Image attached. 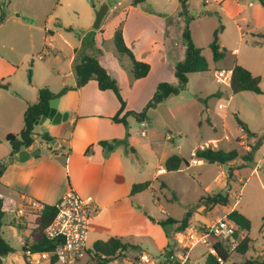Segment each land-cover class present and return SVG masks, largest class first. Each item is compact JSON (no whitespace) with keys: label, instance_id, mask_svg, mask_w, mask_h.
I'll return each mask as SVG.
<instances>
[{"label":"crops","instance_id":"obj_1","mask_svg":"<svg viewBox=\"0 0 264 264\" xmlns=\"http://www.w3.org/2000/svg\"><path fill=\"white\" fill-rule=\"evenodd\" d=\"M215 1L218 3L222 0ZM205 3L208 4V1L205 0ZM259 3L258 0L255 3H250L255 7L252 13L255 21L251 20L248 15L241 18L232 17L237 26V31H234L233 39L230 40L233 46H229V42L224 38L225 31L220 34V44L225 51V56L219 61L221 66L215 70L233 71L236 65H242L254 76L260 77L261 86L264 82V0H259ZM120 4L121 2L117 6ZM114 10H116V6L111 11ZM181 10L180 4L176 13L180 14ZM109 12L108 6V12L97 31H89L94 17V14L90 12L87 26L78 27L81 31H75L76 27L67 26L63 16L57 15L54 19L57 22V30L39 31L43 35L39 33L37 41L33 39L30 32L31 39L28 38L24 45L19 43L24 35L22 31L4 33V42L0 44V161L5 164V170L0 179V199L2 201L13 200L17 205L31 200L53 205L70 191L81 197H93L99 206V211L91 222L86 239L89 253L95 243L107 241L111 237H119L135 246L132 248L134 251L137 248V253L133 257L143 252L155 257L165 253L169 242L167 232L169 235H174L177 231V224L168 225L167 232L159 224L160 221H165L169 217L185 223L187 227L191 224H210L218 218H228L230 212L238 210L250 220L241 206H235L239 209L233 207L223 217H211L214 208L221 204L207 207L203 197L221 194L228 198L226 204L228 205L229 195H224L222 192L202 195L189 212H179L178 216L169 214L162 209L165 216L161 217L152 211L144 195L148 191L154 190L155 183L160 182L164 175L176 174L181 169L168 173L164 169V163L169 156L161 150L163 144L153 141L148 135L143 138L132 134L135 131L132 124L134 122L139 124L134 116L126 118L127 125L113 120L120 110V102L113 91L101 90L95 79H91L80 88L68 90L57 98L58 111L68 114L67 121H61L57 125L52 123L35 125L34 134L49 135L54 138L50 143L42 142L40 155L32 157L24 163L14 159L15 154L12 156V147L5 141V137L8 134L19 133L23 129L24 113L29 104L38 101L39 88L48 87L52 92L58 93L64 88H72L77 85L75 65L85 55L96 57L109 75L116 80L126 104L120 118H123L127 112H142L161 82H169L174 85L178 83L175 66L178 62L183 61L186 55V46L183 41L184 31L180 29L181 27L171 24L166 13L148 10L142 4L137 6L131 4L123 10L122 16L124 14L126 17V23L122 28L124 40L137 60L151 66L146 77L135 79L129 59H119L114 49L113 36L118 27H116L117 23L111 31L103 29V23L108 18ZM132 19L146 23L150 29L145 30L140 27L138 30L132 31ZM28 26L38 27L33 23ZM68 27H72V30H68ZM60 29L66 31H59ZM190 34L195 45L202 49V53L204 47L210 48L214 31L211 36L207 35L203 40L198 38V31H190ZM231 47H234V50H230ZM227 56L229 59L226 62ZM29 70H31V81L28 80ZM199 89H201L199 91L203 97L221 96L217 87L210 91H205L202 87ZM172 98H168L163 103ZM205 110L207 124L214 129V135H217L209 138L208 142L217 141V146L211 144V147L224 150L221 143L224 140L228 142L230 139H225L226 134L219 135L216 125L213 124V118L209 114L208 105ZM147 123L152 125L154 121H149L147 116ZM199 124L203 125L201 121ZM247 129L248 131L243 129L245 134L241 136L244 140L238 141L236 138V142L239 146H244L245 151H250L251 146H254L259 139L249 132L248 127ZM56 140L60 142L59 150L52 148ZM115 141H118V144H114ZM101 142H108L113 148L104 147ZM129 146L133 147L132 152L128 151ZM203 146L196 147L193 153ZM141 151L158 162L151 180H148L144 173L140 172L135 163L134 156L142 153ZM254 151L252 161L246 163L244 167L254 162ZM238 152L240 155L243 154L239 150ZM11 156L12 161L10 160ZM241 161L244 160L239 158L227 163L228 170H222L214 179L220 184V190L232 189V182L241 168H237L231 173L230 166ZM262 163L263 160L256 164L254 172H258ZM146 181L151 183L147 190L135 195L131 194L134 184ZM160 184L163 188L167 187L163 181ZM208 189H210L209 186L206 187V190ZM157 200L159 203V198ZM7 212L8 210H5L2 236L9 244L10 242L5 236L6 233L14 235L13 233L18 231V236L17 246L10 244L14 252L5 256L2 259V264H28L24 259L21 242L24 240L30 246L43 236L44 231L39 230L40 217L37 215L25 216L18 218V221L14 223L11 221L6 223ZM252 228V222L249 231L238 226L235 234L237 247L245 237H249L252 240L251 249L255 242L250 236ZM263 230L264 226L261 228V232ZM193 250L190 253L191 259L194 264H198L200 255ZM249 250L243 255L239 254L237 250L229 254L231 256L234 253L245 257ZM263 252L264 245H261V248L256 250L253 256L236 261L234 264H244L247 260H257L258 262ZM130 253L129 251V257H131ZM205 261L206 259L203 264ZM40 264L64 263L44 261ZM83 264H96L92 253H90V257L83 260Z\"/></svg>","mask_w":264,"mask_h":264},{"label":"rangeland","instance_id":"obj_2","mask_svg":"<svg viewBox=\"0 0 264 264\" xmlns=\"http://www.w3.org/2000/svg\"><path fill=\"white\" fill-rule=\"evenodd\" d=\"M207 1L208 4L205 3V0H189L188 14L182 15L176 13L180 0H146L142 5L148 10L166 13L169 16V22L181 27L182 31H185L186 27L190 31H198V38L201 40L206 39L207 35L211 36L213 31L223 25L224 38L229 42V46H233L230 40L233 39L237 26L232 17L241 18L248 15L253 20L252 13L255 7L250 3H255L256 0H222L223 2L218 3L215 0ZM119 2L121 4L117 6ZM131 2L132 0H0V44L4 42L3 36L7 31L23 32L24 35L19 40L20 45H24L28 38L31 39L30 32L33 39L37 41L39 31L57 30V22L54 20L57 15L63 16L67 26L76 27L75 31H81L78 27L87 26L88 15L91 12L94 17L89 31H97L93 28V24L96 13L103 5H108L110 8L107 16L110 18L104 21L103 29L111 31L116 23V27L122 23L123 28L126 17L124 14L122 16V12L131 5ZM114 6H116V10L112 12ZM30 23L38 25V27H29ZM140 27L145 30L150 29L146 23H141L136 19L131 20L132 31H136ZM59 31L66 30L60 29ZM231 48L230 50H234V47ZM203 55L208 59L210 70L203 73H192L185 90L171 100L148 111V120L154 121L152 125L147 123L148 136H151L153 141L163 144L161 150L167 156L182 154L189 161V166H184L176 174L164 175L160 182L163 181L167 187H161L160 182L157 181L155 189L148 191L144 198L151 210L162 217L165 216L162 209L177 216L179 212H189L193 204H196L198 199L206 193L211 195L219 192L224 195L228 194L229 204L216 206L210 216L223 217L233 207L241 206L252 222L253 228L250 236L255 241L245 257L233 253L224 263L234 264L236 261L253 256L255 251L264 245V230L261 232V228L264 226V82L261 84L262 94L252 92L233 94L228 86L223 84L219 86L215 79V69L221 65L213 60L211 49L204 47ZM201 87L205 91L217 87L221 96L203 97L199 91ZM207 105L219 135L226 134L230 139L228 142L224 140L221 143L224 150L237 148L243 154L249 151H245V147L239 146L236 142V138L238 141L244 140L241 136L245 134L238 124L237 118H240L249 128V132L259 139L254 146H251L253 149L250 150L251 153L255 150L252 164L244 167L246 163L250 162L246 160L230 166L231 173L237 168L241 169L232 182V189L228 191L220 190V184L214 181L222 170H228V166L226 164H210L193 153L198 146H211L208 139L217 136L214 135V129L207 124L205 110ZM219 105L222 107L219 108ZM199 121L203 123L202 126ZM132 126L135 131L141 129L140 124L136 122ZM132 150L133 147L129 146L128 151L132 152ZM134 158L140 172L144 173L148 180H151L158 165L157 160L143 152L135 154ZM192 159H197V163H191ZM262 160L263 163L257 170L258 172H254V167ZM207 186L210 189L206 190ZM157 198H159V203ZM7 210L6 223L18 221L17 206L9 205ZM13 234L6 233L5 236L12 246H17L18 231ZM194 250L200 255L197 263L203 264L210 254L209 248L199 245ZM129 251L131 258L137 253L132 248Z\"/></svg>","mask_w":264,"mask_h":264},{"label":"trees","instance_id":"obj_3","mask_svg":"<svg viewBox=\"0 0 264 264\" xmlns=\"http://www.w3.org/2000/svg\"><path fill=\"white\" fill-rule=\"evenodd\" d=\"M188 1L180 0L182 10L180 15L186 13L188 14ZM146 2V0H132L131 4L137 6ZM1 20L3 18L1 17ZM68 30H72V27H68ZM223 25H220L213 34L212 42L210 43V49L212 51L213 60L219 62L225 56V51L220 44V34L222 33ZM183 41L186 46V55L183 61H180L175 66V76L178 79L176 85L169 82H161L156 89L155 94L152 99L146 105L144 110L140 113L127 112L123 118H120V114L125 109V101L122 98L120 88L107 70L99 63L98 59L93 56L85 55L81 58L79 63L75 65V73L77 76V85L72 88H64L58 93L52 92L48 87L39 88V99L35 103L28 105L24 113V127L16 134H8L5 137V141L12 147V156L18 153L25 147L32 144L34 133V128L36 122L43 116H48L50 112V101L61 97L68 90H73L80 88L87 84L91 79H95L98 82L99 88L103 91L111 90L116 95L120 102V110L117 115L113 117L116 122H121L127 125V117L134 116L138 122L147 121V112L149 109L156 108L159 104L163 103L170 97L178 96L183 90L186 89L189 82V75L192 73H203L209 71V63L206 57L202 53V49L197 47L191 37L190 30L186 27L183 33ZM114 49L119 59L127 58L131 64V71L135 79H141L146 77L150 70V64L146 62L139 61L135 58L132 50L127 46L124 37L122 24H120L114 32L113 36ZM29 80L31 81V70H29ZM261 79L259 76H254L250 70L242 65H236L233 68L232 80L230 84V89L234 94L240 92H252L255 94H262V88L260 86ZM1 88V85H0ZM238 124L245 130L248 131L246 124L239 118H237ZM114 144H118L115 141ZM104 147L113 148V146L108 142H101ZM252 151L240 155L238 150L233 149L230 151H224L222 149L212 148L211 146H203L195 151V156L206 160L210 164H227L237 159H242L244 161H252ZM10 158L12 161L13 158ZM184 166H189V161L180 154H173L169 156L165 163L164 169L168 173L177 172ZM5 170V164L0 161V179ZM1 184V182H0ZM150 182L146 181L143 183L134 184L131 190V194L135 195L147 190L150 187ZM203 200L207 207L209 205H226L228 198L222 196L221 194L214 195L212 197H203ZM5 214V209L3 207V201L0 199V264H2V259L13 253V247L3 238L2 236V226L3 218ZM56 214V209L53 206H47L43 212L37 216L40 217L39 230L44 231L46 227L51 223ZM228 218L234 221L241 229L249 231L251 228V221L238 210H233L228 214ZM160 225L167 232L168 225L177 224V231L174 235H169L167 232L169 242L166 249H173L175 235L180 230L186 227V224L180 222L172 217L167 218L165 221H160ZM212 248L216 251L217 256L209 254L206 258L204 264H219L217 257L222 258L225 262L230 258V254L224 249L223 244L217 239L210 240ZM252 240L249 237H245L239 246L236 248L239 254H245L250 249V244ZM54 242L47 239L44 235L33 242L30 245V249L33 251H50L54 248ZM135 248V246L125 242L122 238L111 237L107 241H99L94 244L90 253L93 254V260L96 264L105 263L107 261L113 260L115 258L127 257L129 255V250ZM55 262V261H54ZM244 264H260L257 260L251 261L247 260Z\"/></svg>","mask_w":264,"mask_h":264},{"label":"built area","instance_id":"obj_4","mask_svg":"<svg viewBox=\"0 0 264 264\" xmlns=\"http://www.w3.org/2000/svg\"><path fill=\"white\" fill-rule=\"evenodd\" d=\"M217 83L230 87L232 80V70H215ZM222 106L219 105V108ZM141 129L133 131L132 134L140 137H147V121L139 122ZM226 140L229 137H225ZM217 141L210 144L217 146ZM191 163L196 164L197 159H192ZM9 205H16V215L18 218L25 216L39 215L47 206H53L56 214L51 223L44 230V236L56 241L54 248L50 251H33L26 241L22 240L21 248L24 259L28 264H40L44 261L61 262L64 264H83V260L90 257L86 239L90 230V225L99 211V206L93 197H81L75 192H68L53 205H46L42 202L31 200L21 205L13 200L3 201V207L7 210ZM238 225L224 217L214 220L210 224H191L180 230L175 235L173 249H166L165 253L159 257L143 252L136 257H120L101 264H194L190 253L199 245H206L210 249V254L217 256L212 248L211 239H217L223 244L228 253L236 250L237 244L235 234ZM219 264L225 261L217 257ZM260 264H264V252L261 255Z\"/></svg>","mask_w":264,"mask_h":264},{"label":"water","instance_id":"obj_5","mask_svg":"<svg viewBox=\"0 0 264 264\" xmlns=\"http://www.w3.org/2000/svg\"><path fill=\"white\" fill-rule=\"evenodd\" d=\"M108 12V5H103L101 9L96 13L95 22L93 24L94 29H99L101 26V23L106 16ZM68 114L67 113H61L58 111V99H53L50 101V112L48 116L41 117L40 120L36 122V124H50L53 125L59 124L61 121H67ZM33 142L30 146L25 147L24 149L20 150L18 153L14 155V159L19 162H26L32 157H37L42 153V142L50 143L54 140L52 136L49 135H43L38 136L36 134H32ZM54 150L60 149V142L58 140L55 141L53 147ZM57 242L54 241V244Z\"/></svg>","mask_w":264,"mask_h":264}]
</instances>
